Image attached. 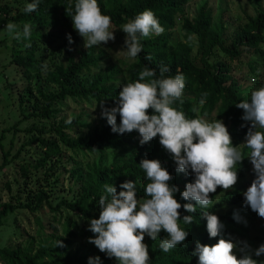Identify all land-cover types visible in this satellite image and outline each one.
<instances>
[{
  "label": "trees",
  "instance_id": "1",
  "mask_svg": "<svg viewBox=\"0 0 264 264\" xmlns=\"http://www.w3.org/2000/svg\"><path fill=\"white\" fill-rule=\"evenodd\" d=\"M254 1L257 15L250 17L241 31L235 34L230 41L231 46L225 45L224 34L226 30L223 25L214 23L213 11L208 9L206 5L201 7L194 20H183L182 30L186 33L188 42L174 43L173 45L166 32L175 27V18L182 13L181 6L187 3L188 0H97V3L102 14L111 17L112 26L115 28H121V25L127 23L130 19H134L136 15L144 10H151L164 28L162 34L140 40L142 51L129 65L127 82H136L139 79V73L145 67L155 70L156 77L154 78L159 77L162 66L169 69L164 74L165 77L175 76L177 70H179L186 78V86L181 100L176 101L173 107L184 111L188 118H196L197 113L193 112L192 109L198 106L201 93H207V102L200 109L199 115L203 116L206 112L207 118L216 114V119L222 120L226 125L233 145L237 146L246 142L245 136L250 125L246 124L245 127H241L242 124H245L241 119L243 110L236 108L235 105L241 101L249 100L250 96L244 95V87L234 76L233 64L242 60L245 55H260L264 65V6L260 0ZM27 2L31 3L32 0H27ZM72 4L73 8L66 11L69 0H40L39 7L35 12L25 13L23 11L13 17L9 16L4 7H0V25H4L5 20L10 19V21L20 24L31 23L32 29L36 28L38 30L37 33L56 24L69 28L72 26L70 18L74 14L75 0H72ZM193 36L198 38L203 67L196 66L192 58L194 43L191 38ZM38 38L37 34L32 35L30 40H23L20 46L15 49V63L34 74H38L41 68V62L35 57L33 49V45L39 40ZM220 54H222V57H220ZM100 60L101 58L95 55V49L91 47L80 55L78 61L71 59L67 65L58 67L56 73L49 74L48 81L58 87V92L42 93V98L46 103V106L42 108L43 112L28 115L26 118L52 119L53 115L57 113V106L68 98L95 100L100 104L107 101L114 107V100L118 99L120 89L113 83L115 74L112 71L100 73L88 80L81 78L83 71L91 70L93 67L98 68ZM250 66L254 73L258 72L255 65L250 64ZM22 104H25V100L22 101ZM148 114H152L151 109ZM76 122L74 120L66 125L59 124L49 130L35 129L40 136L32 139L31 142H39L44 152L37 166H45L50 158L59 157L63 152H69L72 156H75L84 153V151L99 155H102L105 151L115 152L113 163L105 166L100 162L88 166L87 170H83L76 164L74 175H77V183L81 187L74 200L63 201L53 207L47 197L40 195L34 199L33 203L26 205L24 208L36 211L41 208L43 202H47L48 208L53 212L66 208L89 222L90 219H96L95 213L99 210L98 201L100 196L104 194L105 184L114 185L117 188V193H119L122 190L119 185L131 180L135 182L137 197H145L144 189L150 181L146 179V173L139 167L140 161L144 158L158 159L173 177L170 184L177 186L180 192L185 190L187 183L193 181L194 177L191 174L185 175L176 172L175 162L159 144V137L141 146L137 132L123 135L113 133L106 119H102L100 124L90 130L87 135L71 137L68 135L67 130ZM117 123L119 124V116H117ZM19 124L10 129H5L1 140H4L6 132L17 130ZM30 131H33V129ZM44 134H51L52 139L43 138ZM0 149L4 151L1 143ZM242 151L244 160L236 165L238 179L251 172L247 159L249 150L244 148ZM9 156L10 153L4 154L3 166L9 163ZM18 156L13 157L11 160ZM180 192H177L174 198L183 204L185 201L181 199ZM223 193V189L217 188L215 193L210 194L212 204L206 209L199 205L196 206L194 213H187L182 208L180 209L181 219L178 224L181 229L189 231L184 243L178 244L168 252H163L159 247V243L161 239L167 236V233L161 231L160 236L155 241L148 237L149 264H198V257L192 255L195 251L196 242L211 246L217 243L220 238L209 237L206 230V220L202 216L203 212H212L219 217L220 222H236L231 217L232 213H228L223 217L220 215V211L223 208L237 207L244 200L243 193L235 190L226 193L216 203L218 197ZM19 208V206L12 203L1 205L0 227L8 215L15 213ZM184 215L194 217L192 224L183 222L182 217ZM74 228L77 229L79 238H87V240L90 237L94 238L93 233L87 230L88 228L78 229L76 225H74ZM64 232L65 238L58 237L54 240H47L41 243L36 251L21 248L0 249V258L6 264H85L84 257L72 254L70 251L72 247L70 240L78 237H76V233L72 232L69 222H67ZM229 234L230 231L222 230L223 238L227 239ZM58 241H62L65 246L56 247ZM100 260L101 264H108L106 260ZM115 262L117 263L116 260Z\"/></svg>",
  "mask_w": 264,
  "mask_h": 264
},
{
  "label": "clouds",
  "instance_id": "2",
  "mask_svg": "<svg viewBox=\"0 0 264 264\" xmlns=\"http://www.w3.org/2000/svg\"><path fill=\"white\" fill-rule=\"evenodd\" d=\"M39 3L40 0L26 3L24 12H35ZM72 8V0H69L65 10ZM70 19L86 49L107 45L116 39L115 31L110 30L111 17L102 14L97 0H75L74 14ZM5 30L16 40H30L32 36V25L28 22L23 24L22 31L17 24L8 22ZM120 30L126 35L119 53L129 59H135L141 53L142 38L164 32L151 10H144L128 20ZM68 41L70 44L73 42L70 34ZM168 71L166 66H162L159 77L154 78L155 70L145 67L136 82L121 86L114 107H105L104 102L99 104L101 118L106 119L113 133L137 132L141 146L159 137V144L175 162L176 172L194 177L180 192L177 186L170 184L173 177L158 159L144 158L139 167L150 181L144 189V198L137 197L135 182L131 180L119 185L122 189L119 193L114 185H104V194L98 201L99 218L88 222L87 230L94 237H90L88 243L108 258H114L117 264H149L148 245L143 243L145 235L155 241L161 231L167 233L159 243L163 252L184 243L189 231L181 229L178 224L180 209L187 213H194L197 205L206 209L212 204L210 194L217 188L224 192L232 189L238 182L236 165L244 160V148L249 150L247 159L255 176L243 193L244 205L264 218V86L253 90L249 100L235 105L243 110L241 119L245 124L241 127L246 124L250 127L246 142L234 146L222 120L209 122L206 112L199 115L207 102V93H201L198 106L192 109L197 113L196 118H188L184 111L173 107L182 98L186 78L179 70L175 76L165 77ZM150 109L151 115L148 114ZM177 192L185 203L181 204L174 198ZM202 216L206 220L209 237L220 238L211 246L196 242L192 255L198 257V264H264V261L254 258L264 255V244L252 249L246 241L240 242L241 255L238 258L235 254L237 244L222 236L224 225L219 217L209 211H204ZM233 218L241 221L238 213H234ZM182 219L185 224H192L194 217L184 215ZM64 246L62 241L56 244V247ZM88 264H101L100 257H90Z\"/></svg>",
  "mask_w": 264,
  "mask_h": 264
},
{
  "label": "rangeland",
  "instance_id": "3",
  "mask_svg": "<svg viewBox=\"0 0 264 264\" xmlns=\"http://www.w3.org/2000/svg\"><path fill=\"white\" fill-rule=\"evenodd\" d=\"M260 2L264 6V0ZM26 3H28L27 0H0V7H4L9 16L13 17L24 11ZM204 5L213 11L214 23L223 25L225 28L226 46H231L230 41L235 34L241 31L250 17L257 15L254 0H188L181 6L182 13L175 18V27L166 32L173 45L188 42L186 33L182 30L183 20H194ZM8 22L13 21L7 19L4 25H0V143L4 147V151L0 149V206L12 203L20 208L15 213L9 214L0 227V249L21 248L36 251L40 244L47 240L65 238L64 231L69 222L72 232L78 237L70 240L72 254L84 257L85 264H88L90 257L97 256L106 260L108 264H117L114 258H108L105 253H101L93 244L88 243L87 238H79L74 225L81 229L88 228L89 223L78 214L66 208L53 212L48 208L47 202H43L41 208L36 211L24 208L40 195L47 197L53 207L63 201L74 200L81 187L77 183V175H74L75 165L78 164L83 170L100 162L108 166L113 163L115 152L105 151L99 155L84 151L75 156L69 152H63L59 157L50 158L45 166H37L44 152L39 142H31L32 139L40 136L35 129L49 130L59 124L66 125L76 120L77 122L67 130V133L71 137H79L87 135L104 118H101L100 103L97 101L73 98L61 102L52 119L26 118L28 115L43 112L42 108L46 106V103L42 93L58 92V87L48 81L49 74L56 73L58 67L67 65L71 59L78 61L80 55L87 49L84 47L83 39L73 29V25L67 28L56 24L39 33L36 28H33L32 35L37 34L39 37L33 49L35 57L41 62V68L38 74L31 73L15 63V49L20 46L23 39L16 40L6 32L5 26ZM13 23L17 24L22 31L23 24ZM120 29L111 26L110 30L115 31L114 42L110 41L107 45L99 47L93 46L95 55L101 58L99 67L83 71L82 79L88 80L100 73L112 71L115 74L113 83L119 89L128 83V69L134 59L126 58L119 53L123 48L126 35ZM69 34L73 41L71 44L68 41ZM155 36L157 35L153 34L151 37ZM191 40L194 43L192 58L196 66L203 67L198 38L193 36ZM250 64L255 65L258 72L254 73ZM233 67L234 76L244 87V95L251 96L253 90L264 86V65L260 55H245L242 60L235 62ZM23 100L25 104H22ZM104 106L113 107L107 101H104ZM206 119L209 122L215 121L216 114ZM18 123L20 124L17 130L6 132L4 140H1L3 131ZM31 129L35 131H30ZM42 137L52 139L51 134H44ZM5 153H10L9 163L3 166ZM17 155H19L17 158L11 160ZM248 163L251 172L238 179L232 189L221 194L216 203L230 191L239 190L244 193L247 190L255 178L249 160ZM228 213H232L231 217H234V213H238L241 217L240 222H221L224 225L223 230L230 231L227 239L237 244L235 254L238 258L241 255L240 242L246 241L252 249L264 244V218L258 217L249 207H246L244 200L237 207L223 208L220 211L223 217ZM95 218H99V210L95 213ZM147 238L148 236L145 235L143 243H148ZM254 258L264 261V255ZM0 264H6V262L0 258Z\"/></svg>",
  "mask_w": 264,
  "mask_h": 264
},
{
  "label": "built area",
  "instance_id": "4",
  "mask_svg": "<svg viewBox=\"0 0 264 264\" xmlns=\"http://www.w3.org/2000/svg\"><path fill=\"white\" fill-rule=\"evenodd\" d=\"M253 81H254V79H253Z\"/></svg>",
  "mask_w": 264,
  "mask_h": 264
}]
</instances>
